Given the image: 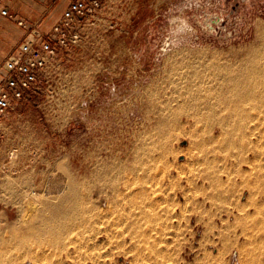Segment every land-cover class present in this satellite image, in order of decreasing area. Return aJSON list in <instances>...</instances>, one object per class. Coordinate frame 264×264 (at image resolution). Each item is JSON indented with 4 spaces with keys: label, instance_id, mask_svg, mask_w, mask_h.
<instances>
[{
    "label": "rangeland",
    "instance_id": "1",
    "mask_svg": "<svg viewBox=\"0 0 264 264\" xmlns=\"http://www.w3.org/2000/svg\"><path fill=\"white\" fill-rule=\"evenodd\" d=\"M101 10L86 22L77 46L49 62L36 93L9 115L0 140V224L6 218L12 226L19 223L14 230L23 237L27 224L18 219L25 214L23 223L29 221L69 182L58 166L64 161L70 175L85 180L80 194L95 216L116 214L119 207L111 202L123 191L138 194L141 211L163 217L155 225V254L135 264H264V189L257 187L264 185L263 162L249 165L229 156L227 163L224 154H212L215 163L207 169L199 160L205 153L183 132L154 136L160 109L176 108L167 103L175 93L167 76L172 61L257 44L264 0H104ZM114 165L126 166L119 178L109 177L117 181L114 187L91 177L96 169ZM207 171L220 183L209 186ZM93 224L79 241L85 245L76 253L80 264L84 257L89 264L95 242L103 241L93 228L101 220ZM75 238L73 232L67 243ZM32 243L11 250L20 264H59L58 246ZM42 248L47 260L40 259ZM129 257L117 254L113 264H130Z\"/></svg>",
    "mask_w": 264,
    "mask_h": 264
},
{
    "label": "bare ground",
    "instance_id": "2",
    "mask_svg": "<svg viewBox=\"0 0 264 264\" xmlns=\"http://www.w3.org/2000/svg\"><path fill=\"white\" fill-rule=\"evenodd\" d=\"M257 27V44L254 43L252 46L249 45L250 47L246 46V48L234 50L230 53L215 52L207 55L206 53L200 52L194 61L183 60L179 62V60H175L172 61V69L169 71V75L166 74L170 84L175 90V93L171 95V99H169L170 101L167 103L172 104L174 102L176 108L171 109L162 107L160 109L161 117L154 136L162 137L164 135H168L171 130L175 129L183 132L185 136L190 137L191 144L195 145L194 148L200 147L203 153H205V155L200 157L199 160H201V164L207 169L211 164L215 163L213 160H211V155H217L221 153L222 155H225L226 162L228 159H230L229 156H236L238 159H240V162L249 165H251L250 163L255 162L264 163V23L260 22ZM171 115H174L173 119L168 117ZM201 124L204 126L203 129L198 128V125ZM137 150L139 151V149ZM249 151L252 156H249ZM227 157L229 158L227 159ZM138 161L139 160L135 161V166H130L131 169H134V171L138 170ZM263 163V166L261 165L262 176L260 178L264 179ZM58 166L61 167L60 170H62V172L67 175L69 179L68 183L65 182V184L67 183L66 186H64L63 189L61 188L59 191V195L57 197L49 196V198L47 196L46 198H54V200L50 199L48 200L47 204H43L44 207L38 214L33 215L32 213L31 216H33L31 219H29V215L27 216L26 214L29 219V221L26 220L28 223H23L25 219L23 216H25V214L22 215V217L19 216L20 219H18V222L24 225L27 224V226L24 228V232L22 231L23 235L25 237L27 235V238L32 239L28 240L24 236L20 237L18 232L15 233V225L19 223H14L12 226L6 218V220L4 222L2 221V224H0V264H20L19 260H17V258L15 259L13 257L14 255L11 254V250L14 247L28 248L30 247L28 245L29 242H46V244L58 246L60 249L58 253L60 259L59 264H80V262L76 261V253H81L80 251L85 245L83 246L79 241L84 239L85 234L90 230L88 229L90 225H95L93 223H97L100 220L101 226L99 225L100 227L93 228L96 230L94 231L97 238L100 236L103 238V241L100 243L95 242L91 250V255L89 254V264H113L115 255L122 252L128 257L130 256L129 254L133 256L131 260L130 257L128 259L131 261L130 264L138 263V261H142V259L145 257L147 259L152 253L155 254V225L158 222H163L164 219L157 212H154V210L146 212L141 211L143 206L141 207L138 202V194L129 197L130 195H127L123 191L115 193L116 199L114 197L111 203L116 205V207L118 205L119 210L114 209V211L117 213L114 212L116 214L112 213L109 216H103V212H99L96 213L95 216L93 211H90L92 207H89L88 210L87 204L90 202H87L85 198L82 197V193L80 192L81 187L84 184L83 181L85 180L81 182V180L77 179V177L70 175L68 171L69 168H65L64 161H60ZM226 166H228V164ZM124 169H126L125 165H114L100 170L96 169V174H91V177H95L97 181L105 182L106 185H112L114 187L117 181H111L112 179H109V177L114 176L116 179L124 172ZM253 169L254 168H252V172ZM159 171L157 169V172ZM111 173L113 174L110 175ZM204 180L208 182L209 186L220 183V180L217 178V174H215L214 171H207ZM121 182L124 181L122 180ZM59 186L62 187L60 183ZM257 187L261 190L264 189V185L257 184ZM113 189L114 188H112V190ZM65 190H67V194L61 199V196ZM133 192H135V190ZM211 197L213 198V196ZM108 203L109 202L106 204ZM155 205L156 203H152L150 206H148L150 209H152V207L155 208ZM35 209L36 208H34V210ZM106 214L109 213L106 212ZM232 216L234 215L232 214ZM159 224L161 225V223ZM245 226L248 227L247 224ZM73 232H76L78 239L75 238L76 242L71 241V245H69L67 243V238ZM88 233L90 234V232ZM160 242L161 241H159V243ZM71 247H73V249ZM122 248L126 249L127 251H122ZM43 249L45 248H42L41 250ZM25 250L24 255L27 253ZM88 250L87 253L89 252ZM35 251L37 252V250ZM46 251L48 253V250ZM46 251L44 252L43 250L45 255L41 253L42 256L40 259L47 260L50 257L49 255V257H47ZM51 257L53 258L54 256L52 255ZM20 259H22V257H20ZM82 261L83 262L81 264H87L85 257L82 259Z\"/></svg>",
    "mask_w": 264,
    "mask_h": 264
},
{
    "label": "built area",
    "instance_id": "3",
    "mask_svg": "<svg viewBox=\"0 0 264 264\" xmlns=\"http://www.w3.org/2000/svg\"><path fill=\"white\" fill-rule=\"evenodd\" d=\"M102 6L103 0H74L46 38L30 35L0 66V125L16 105L36 93L49 61L57 56L58 50L68 51L77 46L81 30ZM0 14L13 18L1 5ZM19 25L26 27L21 21Z\"/></svg>",
    "mask_w": 264,
    "mask_h": 264
},
{
    "label": "crops",
    "instance_id": "4",
    "mask_svg": "<svg viewBox=\"0 0 264 264\" xmlns=\"http://www.w3.org/2000/svg\"><path fill=\"white\" fill-rule=\"evenodd\" d=\"M73 1L0 0V5L13 16L9 18L0 14V66L15 54L30 35L46 38ZM100 13L102 14V10ZM20 21L26 27L19 25ZM63 52L64 50L59 49L57 56L49 61L50 64L53 65L52 62L59 59ZM11 112L12 110L0 125L2 132L5 131Z\"/></svg>",
    "mask_w": 264,
    "mask_h": 264
}]
</instances>
